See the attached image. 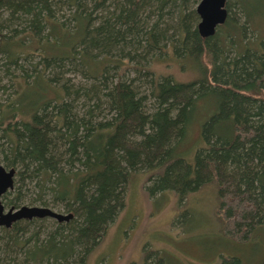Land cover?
<instances>
[{
    "label": "trees",
    "instance_id": "1",
    "mask_svg": "<svg viewBox=\"0 0 264 264\" xmlns=\"http://www.w3.org/2000/svg\"><path fill=\"white\" fill-rule=\"evenodd\" d=\"M199 2L0 0V162L16 170L2 201L74 214L1 227L0 264H87L141 175L179 208L212 186L214 232L241 243L214 245L213 264H264V15L227 0L203 37Z\"/></svg>",
    "mask_w": 264,
    "mask_h": 264
},
{
    "label": "rangeland",
    "instance_id": "2",
    "mask_svg": "<svg viewBox=\"0 0 264 264\" xmlns=\"http://www.w3.org/2000/svg\"><path fill=\"white\" fill-rule=\"evenodd\" d=\"M239 1L242 5L244 3L243 6L255 20L254 23L260 26L259 21H262L264 15L260 3H264V0ZM157 68L162 73L172 72L180 79L191 76L176 65L166 67L162 63ZM0 78L2 100L6 96L2 85L9 84V79L1 73ZM146 183L144 175L133 178L128 188L125 208L110 225L87 264H145L147 253L154 260L152 264H213L217 259V253L213 256L214 245L224 253H232L226 248L229 245L241 249V243L214 232L216 229L220 230L221 226L216 217L218 199L212 186L190 195L186 199L188 205L179 208L178 198L174 193L166 192L161 196L158 194L151 197L146 191ZM255 244L262 245L261 240ZM160 249L166 251L168 257L155 253ZM249 252L256 255L252 247L247 254ZM247 259V264H253L251 258Z\"/></svg>",
    "mask_w": 264,
    "mask_h": 264
},
{
    "label": "water",
    "instance_id": "3",
    "mask_svg": "<svg viewBox=\"0 0 264 264\" xmlns=\"http://www.w3.org/2000/svg\"><path fill=\"white\" fill-rule=\"evenodd\" d=\"M227 0H200L196 7L199 16L198 30L203 37L214 35L218 26L225 23L228 17ZM16 170L6 168L0 162V228H9L13 223L33 218H52L58 222L69 221L74 214L56 211L48 206L23 205L18 208H7L2 197L14 188Z\"/></svg>",
    "mask_w": 264,
    "mask_h": 264
},
{
    "label": "flooded vegetation",
    "instance_id": "4",
    "mask_svg": "<svg viewBox=\"0 0 264 264\" xmlns=\"http://www.w3.org/2000/svg\"><path fill=\"white\" fill-rule=\"evenodd\" d=\"M4 196V195H3ZM8 208V207H7Z\"/></svg>",
    "mask_w": 264,
    "mask_h": 264
}]
</instances>
